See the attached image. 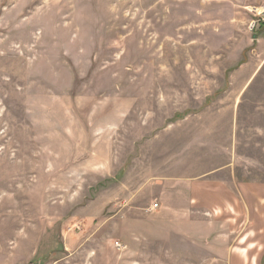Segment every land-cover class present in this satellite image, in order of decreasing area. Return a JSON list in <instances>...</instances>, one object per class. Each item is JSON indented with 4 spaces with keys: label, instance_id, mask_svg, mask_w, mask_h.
Instances as JSON below:
<instances>
[{
    "label": "rangeland",
    "instance_id": "1",
    "mask_svg": "<svg viewBox=\"0 0 264 264\" xmlns=\"http://www.w3.org/2000/svg\"><path fill=\"white\" fill-rule=\"evenodd\" d=\"M215 179L264 183V0H0V246L197 262L163 221Z\"/></svg>",
    "mask_w": 264,
    "mask_h": 264
},
{
    "label": "crops",
    "instance_id": "2",
    "mask_svg": "<svg viewBox=\"0 0 264 264\" xmlns=\"http://www.w3.org/2000/svg\"><path fill=\"white\" fill-rule=\"evenodd\" d=\"M175 194L172 205L182 210L163 221L165 240L181 238L184 251L197 254V262L189 264H264V183L236 181L231 185L215 179L191 183L188 188L184 185ZM255 201L260 207L256 216ZM216 208L222 212L229 208L237 217L226 222L211 212ZM159 228L152 235L161 234ZM48 241L43 232L20 236L13 246L1 245L0 264H54L46 260L55 252L47 247ZM57 244L54 250L60 248Z\"/></svg>",
    "mask_w": 264,
    "mask_h": 264
},
{
    "label": "built area",
    "instance_id": "3",
    "mask_svg": "<svg viewBox=\"0 0 264 264\" xmlns=\"http://www.w3.org/2000/svg\"><path fill=\"white\" fill-rule=\"evenodd\" d=\"M159 207V204H154V208L156 209V208H158ZM116 245H117V247H119V248H121L122 247V244L120 243V242H116Z\"/></svg>",
    "mask_w": 264,
    "mask_h": 264
}]
</instances>
